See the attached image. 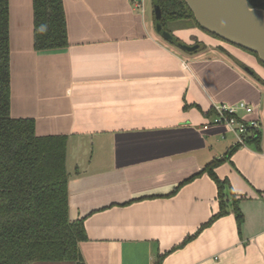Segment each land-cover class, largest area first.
Instances as JSON below:
<instances>
[{
  "label": "crops",
  "instance_id": "obj_1",
  "mask_svg": "<svg viewBox=\"0 0 264 264\" xmlns=\"http://www.w3.org/2000/svg\"><path fill=\"white\" fill-rule=\"evenodd\" d=\"M145 1L63 0L68 46L38 50L34 0H10L11 116L34 120L38 136L68 137L85 264H264V151L234 150L225 126L205 128L215 104L240 101L254 112L238 115L262 123L264 65L194 27L174 31L204 42L182 55L156 37ZM219 159L244 222L230 212L185 242L220 211L205 171Z\"/></svg>",
  "mask_w": 264,
  "mask_h": 264
},
{
  "label": "trees",
  "instance_id": "obj_2",
  "mask_svg": "<svg viewBox=\"0 0 264 264\" xmlns=\"http://www.w3.org/2000/svg\"><path fill=\"white\" fill-rule=\"evenodd\" d=\"M156 3L164 26L169 20L184 18L194 19L200 27L185 0H153ZM248 3L264 8V0ZM34 18L36 49L68 46L63 0H34ZM173 37L176 42H168L178 45V38ZM10 105V0H0V264H85L80 249V243L88 239L85 223L70 219L68 137L38 136L34 120L13 118ZM248 132L247 144L264 151V120L259 127H249ZM240 146L237 143L234 150ZM223 161H214L205 169L218 187L220 211L185 242L230 212L235 214L239 227L244 222L239 201H233L232 209L227 204L225 188L233 193L230 181L221 179L215 171ZM164 256L157 264H162Z\"/></svg>",
  "mask_w": 264,
  "mask_h": 264
},
{
  "label": "water",
  "instance_id": "obj_3",
  "mask_svg": "<svg viewBox=\"0 0 264 264\" xmlns=\"http://www.w3.org/2000/svg\"><path fill=\"white\" fill-rule=\"evenodd\" d=\"M192 10L198 25L220 39L254 52L264 63V8L252 7L248 0H185ZM158 33L167 41L176 42L173 34L163 29L162 11L159 4L154 5ZM185 52H195L200 44L178 42ZM246 71L251 73L248 67Z\"/></svg>",
  "mask_w": 264,
  "mask_h": 264
},
{
  "label": "built area",
  "instance_id": "obj_4",
  "mask_svg": "<svg viewBox=\"0 0 264 264\" xmlns=\"http://www.w3.org/2000/svg\"><path fill=\"white\" fill-rule=\"evenodd\" d=\"M241 111L253 113L254 106L247 101L233 104H215L212 108V115L209 118L208 125L205 128L211 125H223L235 135L237 143L246 145V139L250 136L249 127H259L260 123L255 120L247 121L243 116H239L238 113Z\"/></svg>",
  "mask_w": 264,
  "mask_h": 264
},
{
  "label": "rangeland",
  "instance_id": "obj_5",
  "mask_svg": "<svg viewBox=\"0 0 264 264\" xmlns=\"http://www.w3.org/2000/svg\"><path fill=\"white\" fill-rule=\"evenodd\" d=\"M145 4H146V12H147V14H148V17L150 18V19H153V14H154V4H153V0H146L145 1ZM181 13H182V11H181ZM165 27H166V29H168V30H173V31H175L176 30V28H181V29H188V28H192V27H194V28H198V30H200V31H202L204 34H203V36L204 37H208L209 35H208V33L205 31V30H203V29H201V28H199L197 25H195V21H194V19H191V21H189V20H187V19H184V18H182L181 20L180 19H175V20H169V21H167L166 22V24H165ZM155 32H156V34H157V36L156 37H158L160 40H162V41H164L166 44H168L169 46H171L172 48H174L176 51H178V52H180L182 55H186V54H189L188 52H185V51H183L182 49H180L177 45H175V44H173V43H170V42H168L167 40H165L159 33H158V31L155 29ZM190 32L189 31H186V32H182V36L184 35L185 36V38L188 36V34H189ZM213 36V35H212ZM203 37V38H204ZM215 37V36H214ZM217 38V37H216ZM219 40H221V41H223L222 39H220V38H218ZM185 42H187V40H184ZM224 42V41H223ZM225 44L224 45H226V46H228V47H230V43H228V42H224ZM231 46H233V45H231ZM235 46V45H234ZM237 48H239V49H243V48H240V47H238V46H236ZM244 51H246V52H248V53H250L249 51H247V50H245V49H243ZM261 129H263V128H261Z\"/></svg>",
  "mask_w": 264,
  "mask_h": 264
},
{
  "label": "flooded vegetation",
  "instance_id": "obj_6",
  "mask_svg": "<svg viewBox=\"0 0 264 264\" xmlns=\"http://www.w3.org/2000/svg\"><path fill=\"white\" fill-rule=\"evenodd\" d=\"M154 17H155V12H154ZM156 19V18H155ZM159 21L157 20V22L155 21V25H157V23H158ZM160 22H161V20H160ZM162 26H163V29H165V30H167V31H169L170 33H172L174 36H175V38H178V40H179V42L180 43H187V42H185V41H183V40H181L179 37H178V35H176L175 34V32L173 31V30H168V29H166V27L162 24ZM202 29V28H201ZM157 30V29H156ZM207 32V31H206ZM208 33V35L209 36H212L213 34H211V33H209V32H207ZM214 36V35H213ZM187 44H191V45H194V44H200V48H201V46L203 47L204 46V42L203 41H201V40H199V39H197L196 37H195V39H193V42H191V43H187ZM178 47H179V45H177Z\"/></svg>",
  "mask_w": 264,
  "mask_h": 264
}]
</instances>
